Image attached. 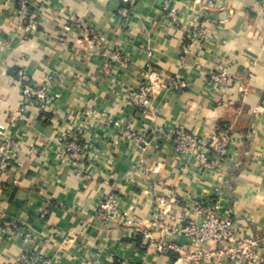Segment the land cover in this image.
Listing matches in <instances>:
<instances>
[{"label": "crops", "instance_id": "0c3cea01", "mask_svg": "<svg viewBox=\"0 0 264 264\" xmlns=\"http://www.w3.org/2000/svg\"><path fill=\"white\" fill-rule=\"evenodd\" d=\"M29 1L38 14L32 32L20 25L18 0H0V149L17 143L0 170V264L30 253L48 264H185L168 247L190 250L185 221L214 204L231 238L205 243L212 255L201 264H240L224 251L252 239L257 261L249 264H264V0H133L128 18L122 0ZM199 22L203 41L190 36ZM106 48L127 58L108 74ZM148 67L188 87L159 89L136 109L128 93ZM19 69L56 95L20 118ZM222 70L229 78L219 86L211 75ZM176 131L229 144L222 154L209 150L208 168L203 148L176 150ZM70 136L81 144L78 167L65 155ZM107 195L131 225L101 218ZM7 220L17 228L8 232Z\"/></svg>", "mask_w": 264, "mask_h": 264}, {"label": "built area", "instance_id": "2783aa9c", "mask_svg": "<svg viewBox=\"0 0 264 264\" xmlns=\"http://www.w3.org/2000/svg\"><path fill=\"white\" fill-rule=\"evenodd\" d=\"M123 7L119 10V14L123 18H128L132 13L133 0H122ZM19 21L22 28L29 32H32L37 28V11L32 6L29 0H18ZM173 19L175 16L173 13H169ZM264 30V25H263ZM190 36L199 41H203L207 37V31L202 22L196 24ZM182 59L188 54V46H183ZM103 64L102 70L108 74L112 73L117 66L125 65L127 58L118 49L106 48L102 52ZM228 72L222 70L218 73L212 74V81L219 85L224 86L228 82ZM17 82L20 85L21 101L20 107L17 111V117H22L29 106L36 102L40 105L41 109H44L48 103H50L56 95L50 91L48 83L34 84L29 74L24 69L17 71ZM188 87V83L180 78L166 76L153 67L146 69L145 78L140 86L128 93V99L136 109H145L148 107L150 100L159 89H172L175 91H182ZM14 125V123H12ZM2 127L0 126V134ZM125 135L130 139H137L142 145H147L149 142L137 135L134 131H126ZM176 144V150L180 152L192 151L195 147H201L206 151L200 155V163L205 167H211L207 162L209 150L213 149L220 154L224 153L227 149L229 142L222 137H213L211 140L199 138L193 134L183 131L174 132L173 137ZM17 148V143L12 138L6 139L0 149V170L6 171L12 164L14 159V153ZM64 151L66 158L70 164L74 167L81 166L82 157L81 144L79 138L76 136H70L64 141ZM196 211L201 215V220L188 219L185 221L182 228V232L188 237L190 241V250H180L177 247L171 245L168 250H173L180 254V257L184 258L185 264H201V260L210 257L212 253L204 250V244L207 242H223L229 241L231 238V222L222 218L218 212L217 204L211 206L198 205ZM98 214L104 220H124L128 225H131L132 221L129 214L126 211L119 209L116 198L113 195H107L102 197L98 204ZM157 224V222L155 223ZM4 227L8 232L17 228L16 223L12 221H5ZM28 237V235H26ZM259 244V240L252 239L247 241H239L234 245H230L224 254L232 262L240 264H249L257 261L256 247ZM158 251H162L163 248L157 246ZM34 261H40L44 264H48V261L44 260L37 254H24L20 257L19 264H33ZM175 262V264H179Z\"/></svg>", "mask_w": 264, "mask_h": 264}]
</instances>
